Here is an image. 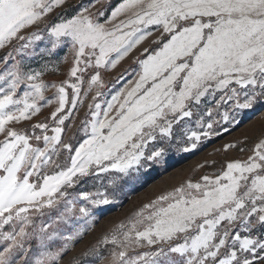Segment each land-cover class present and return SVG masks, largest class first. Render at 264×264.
<instances>
[{
    "label": "snow or ice",
    "instance_id": "1",
    "mask_svg": "<svg viewBox=\"0 0 264 264\" xmlns=\"http://www.w3.org/2000/svg\"><path fill=\"white\" fill-rule=\"evenodd\" d=\"M100 2L48 22L67 0H0V264L69 256L67 264H264V133L239 148L245 159L185 180L70 255L93 229V210L112 203L105 191L73 195L84 178L127 176L164 159L174 142L190 152L218 127L238 125L237 113L264 106V0H123L104 23L103 11H91ZM153 27L159 36L135 61V78L106 106L95 102L104 95L100 69H114ZM42 32L48 46L37 52ZM62 45L72 65L49 83L58 67L31 61ZM93 89L83 138L66 142L65 121L81 91ZM73 220L82 224L65 227Z\"/></svg>",
    "mask_w": 264,
    "mask_h": 264
},
{
    "label": "rangeland",
    "instance_id": "2",
    "mask_svg": "<svg viewBox=\"0 0 264 264\" xmlns=\"http://www.w3.org/2000/svg\"><path fill=\"white\" fill-rule=\"evenodd\" d=\"M122 2L123 0H101L100 3H96V6L91 11L93 13L103 11L104 15L98 17V19L101 23H104L115 7ZM92 3H95V0H67L64 8L54 10L47 18V21L58 22L56 21L57 14L69 17L79 11L80 8L89 6ZM108 26L110 27L111 25ZM37 27L43 29L45 24L41 23L27 31H36ZM150 30L152 35L133 49L114 69H100L105 85L101 89L104 95L98 97L95 102L106 106L105 101L110 100L112 95L124 88L128 81L135 78L136 73L139 71V65L135 61L146 58L147 53H144V48L148 47L150 50L154 48L153 41L159 36V32L154 27ZM41 34L45 39L35 43L34 50L37 52L41 48L48 46L47 33L42 32ZM6 51L7 49L0 50V56L4 55ZM44 62H48L50 67L56 66L59 69L46 74L45 80L47 82L58 83L65 79L68 69L72 65L70 45H62L51 57L32 60L31 66L39 67ZM87 87L85 82L82 88L86 89ZM68 91L71 95V90L69 89ZM46 95L51 96L52 92L49 91ZM94 95L95 89L87 94L84 91L79 94L75 110L69 114L70 118L65 121L63 138L66 142H71L75 145L83 138L81 121L86 118V114L89 112L88 106L93 103L92 97ZM53 107L54 105L42 108L41 113L34 117L32 122L44 120ZM68 107H71V104ZM87 118L90 119V117ZM235 119L240 122L238 125H227V131H224L223 127H218L219 135H215L208 140H202L198 148L190 152L180 151L174 142V146L168 149L164 159L155 164L141 168L139 171H133L127 176L109 172L87 177L74 190H69L73 195L81 191H105L112 200L111 204L102 205L98 209L93 210L95 218L93 229L87 233L70 255L81 252L94 243L104 232L111 229L113 225L125 220L126 217L130 216L143 204L152 201L162 193L171 191L185 180L192 179L195 181L202 175L216 172L228 160L245 159L250 153L248 151L240 152L239 148L250 149L256 138L264 133V106L237 113ZM30 123L24 122L23 126L27 127ZM188 127H195L194 120L188 123ZM181 128H183V125L176 129L178 138H182ZM228 143L236 144L237 147L225 151L223 146ZM81 224V221L73 220L70 226L65 227L74 228L79 227ZM59 243L57 242L54 247L58 246ZM69 259L70 256L65 257L64 264H67Z\"/></svg>",
    "mask_w": 264,
    "mask_h": 264
}]
</instances>
